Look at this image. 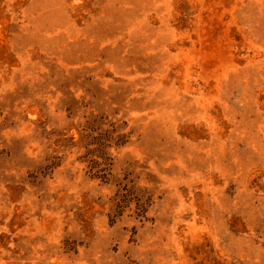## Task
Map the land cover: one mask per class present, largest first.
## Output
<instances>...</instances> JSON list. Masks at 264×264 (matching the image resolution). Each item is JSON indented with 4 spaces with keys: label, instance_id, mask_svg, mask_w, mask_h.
<instances>
[{
    "label": "rangeland",
    "instance_id": "rangeland-1",
    "mask_svg": "<svg viewBox=\"0 0 264 264\" xmlns=\"http://www.w3.org/2000/svg\"><path fill=\"white\" fill-rule=\"evenodd\" d=\"M0 264H264V0H0Z\"/></svg>",
    "mask_w": 264,
    "mask_h": 264
}]
</instances>
